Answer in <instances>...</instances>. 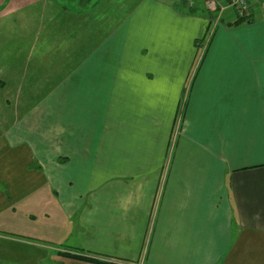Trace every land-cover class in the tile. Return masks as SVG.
Instances as JSON below:
<instances>
[{"label":"crops","instance_id":"crops-1","mask_svg":"<svg viewBox=\"0 0 264 264\" xmlns=\"http://www.w3.org/2000/svg\"><path fill=\"white\" fill-rule=\"evenodd\" d=\"M189 1L0 0V264H264V0Z\"/></svg>","mask_w":264,"mask_h":264},{"label":"built area","instance_id":"built-area-1","mask_svg":"<svg viewBox=\"0 0 264 264\" xmlns=\"http://www.w3.org/2000/svg\"><path fill=\"white\" fill-rule=\"evenodd\" d=\"M221 4V12L227 9H232L238 20L248 22L252 16V3L251 0H212L208 7L212 10H216L215 2Z\"/></svg>","mask_w":264,"mask_h":264},{"label":"trees","instance_id":"trees-1","mask_svg":"<svg viewBox=\"0 0 264 264\" xmlns=\"http://www.w3.org/2000/svg\"><path fill=\"white\" fill-rule=\"evenodd\" d=\"M236 23H243V21L238 20ZM63 257H67L70 259L86 262V263H92V264H116V263H110L109 261L101 260L96 257H93L91 255L85 254L83 251L80 250H71L68 249L66 253H59Z\"/></svg>","mask_w":264,"mask_h":264},{"label":"rangeland","instance_id":"rangeland-1","mask_svg":"<svg viewBox=\"0 0 264 264\" xmlns=\"http://www.w3.org/2000/svg\"><path fill=\"white\" fill-rule=\"evenodd\" d=\"M188 2V0H186ZM204 1V0H203ZM191 3V5L194 4V2L192 3V0L189 1ZM204 3H201V5L198 4V6L202 7ZM33 11V10H32ZM210 16H214V15H210ZM114 23H111V26L113 25ZM110 24H108L109 26ZM206 45H207V40H206ZM183 112V111H182ZM182 115L180 116V121H182Z\"/></svg>","mask_w":264,"mask_h":264}]
</instances>
